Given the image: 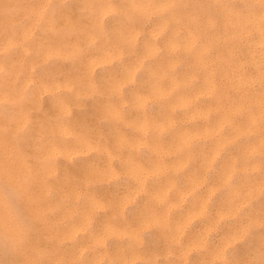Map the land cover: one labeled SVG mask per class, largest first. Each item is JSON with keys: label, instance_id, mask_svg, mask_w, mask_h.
Wrapping results in <instances>:
<instances>
[{"label": "rangeland", "instance_id": "rangeland-1", "mask_svg": "<svg viewBox=\"0 0 264 264\" xmlns=\"http://www.w3.org/2000/svg\"><path fill=\"white\" fill-rule=\"evenodd\" d=\"M246 3L0 0V264H264Z\"/></svg>", "mask_w": 264, "mask_h": 264}, {"label": "bare ground", "instance_id": "bare-ground-1", "mask_svg": "<svg viewBox=\"0 0 264 264\" xmlns=\"http://www.w3.org/2000/svg\"><path fill=\"white\" fill-rule=\"evenodd\" d=\"M243 7H245V8L242 10L240 9L239 16H238V22H237L238 23V38L240 40L239 42H241L243 47L244 46L247 47L248 52H250V54H251L250 55L251 56L250 61L252 60V62H254V64H258L261 61L262 63L261 62L260 63L264 67V0H247V3ZM239 8H241V7H239ZM6 9H7V7H6ZM3 12H4V9H3ZM10 14H11V12H10ZM8 20H9V18H8ZM2 23H3V21H2ZM2 31H4V30H2ZM11 43H12V40H10L8 42V44H11ZM11 49L12 48H10V50ZM8 52L10 53V51H8ZM257 53H258V56H256ZM256 57H258L260 61L257 60ZM8 59H9V56H8ZM258 65H260V64H258ZM0 68H1V65H0ZM255 69L257 70L256 67H255ZM258 72H259V70H258ZM9 82H12V76L10 77ZM8 97L9 96L7 95V93L0 89V99L1 98H8ZM10 97H11V95H10ZM183 101H185V100H183ZM4 105H5V102H4ZM1 129H2L1 130L2 133L12 135V120L10 121V123L7 126H4ZM9 135H6V137ZM3 142L4 141H2V139L0 138V152L2 153L0 155V175L5 178V181H7L10 185H12V148L7 147V145H4ZM1 184H3V183H1ZM4 187H5L4 188L5 190L7 189L6 191L11 190V189L8 190L9 188H7V186H4ZM8 199H10V198H8ZM0 231L2 232V234L5 235L6 240L12 243V210L10 209L7 197L4 196L1 192H0Z\"/></svg>", "mask_w": 264, "mask_h": 264}]
</instances>
